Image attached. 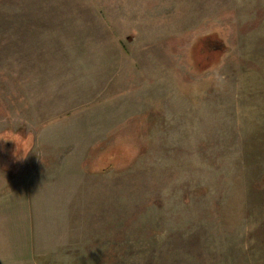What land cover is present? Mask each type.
Returning a JSON list of instances; mask_svg holds the SVG:
<instances>
[{"label":"rangeland","instance_id":"374dc122","mask_svg":"<svg viewBox=\"0 0 264 264\" xmlns=\"http://www.w3.org/2000/svg\"><path fill=\"white\" fill-rule=\"evenodd\" d=\"M0 264H264V0H0Z\"/></svg>","mask_w":264,"mask_h":264},{"label":"trees","instance_id":"16d2710c","mask_svg":"<svg viewBox=\"0 0 264 264\" xmlns=\"http://www.w3.org/2000/svg\"><path fill=\"white\" fill-rule=\"evenodd\" d=\"M207 40V42H210L209 41V38L207 37V38H205V39H203V41L205 42ZM212 46V45H211ZM214 47V46H213ZM210 50H212V49H210ZM219 49H215L214 51H218ZM205 59L202 61V62H200L199 64H201V66H203L204 68L206 67V65H207V63H205Z\"/></svg>","mask_w":264,"mask_h":264}]
</instances>
